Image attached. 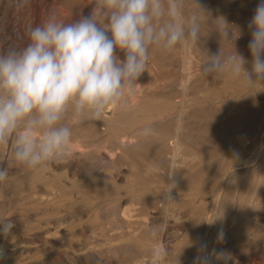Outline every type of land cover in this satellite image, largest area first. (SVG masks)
<instances>
[{
	"label": "rangeland",
	"instance_id": "rangeland-1",
	"mask_svg": "<svg viewBox=\"0 0 264 264\" xmlns=\"http://www.w3.org/2000/svg\"><path fill=\"white\" fill-rule=\"evenodd\" d=\"M43 1L51 9L56 6L62 7V11H64L63 16L67 15L66 17H64V20L70 22L81 16V11L79 9L81 8V5H83V1L85 0H55V2L53 0ZM58 1L59 3L61 2L62 5H59ZM86 1H91L93 3V0ZM29 2L26 5H21V0H17V2L15 1L14 3H12L11 7L9 8L12 16H0V40L22 44L23 41L19 38L22 35L24 28L29 24L33 26H35L36 24H40L49 15L52 14L50 12L47 13V11H43L42 8L40 10L37 9L33 5L32 1L29 0ZM16 3H20V7L17 8ZM200 3L211 11L213 17L223 14L222 16L226 17L228 22L230 21L229 23L234 22L236 18L241 19V28H239V26L238 28L241 30L242 35L238 40H236L235 47L240 54H242L246 59L250 60L251 55L248 50V43L251 37L248 30V23L254 14V10L259 3V0H200ZM236 13H240L242 14V16H235ZM68 16L69 19L67 18ZM58 18L61 19L60 17ZM207 27L208 26L206 25V31ZM210 37L205 40L206 42L204 41L205 46L203 49H207L210 53L215 54L219 51L220 44L217 41L218 39L215 33L211 34ZM223 47L225 51L233 50L232 46L226 43L223 45ZM180 49L182 50L181 47L175 50L174 52L176 53L167 54L166 52H163L165 54H160L162 52H160L159 50L154 51L156 52V55H153L152 58H154L156 61L153 59L154 61L151 62L152 58L150 57L151 60L149 59L148 64L151 65V70L149 71V73H144L141 78H139L140 81H138L141 82V84H144L146 87L152 88L153 90L154 88H156L155 90L159 92H163L161 91V89L163 87V84L166 83L164 84L165 87H163L166 92H170L171 95L172 93H175V95L177 93V96L173 95L169 100H165L163 98L162 103L161 100H159V102H154L155 108L159 107L158 109H165L166 107H169L170 104H173V108L170 105L171 109L168 110L173 116L176 115L180 110V101L183 100V96L178 95V93L181 94V92L178 91V83L184 75L182 73H185L181 67V63L180 65H178L179 62H181L180 53L182 55V51ZM203 49H200V52H194V54L192 55L194 57L191 58V60L194 61V64H191L192 66L190 68V72L191 76L193 75L192 83H194L195 86L192 84V86L190 85V88L188 87L187 91L189 89L190 90L186 92L187 98L186 95L184 98L188 99V101H185L186 104H189L191 101V104L193 105L191 109H189L190 113L187 111V113L185 114V120L187 119L186 124L189 125H187V129L182 138L184 146L181 149L182 151L180 150V156H185L186 158H184L183 162L181 163L179 161H182V158L179 157V160L177 159V163H181L178 165L180 167L183 165V168H191H187L186 170L183 169V175L187 177H195L197 175L199 176L200 180L203 181L202 185L205 186L204 184L206 181L209 184H213L214 180L215 183V177L219 174L217 170L221 167L223 154V132L226 126V119H224V116L232 114V116L234 117H239L238 114L241 113V109H244L245 112H248L250 103H248L247 101L243 102L241 104L244 105L245 103V106L238 105V108H235L236 105L235 107L233 105V107L231 106V109L234 108L233 111H231L230 109V103H228L227 106L225 104L222 105L225 106V108H222V106L215 107L214 104H212L216 101L214 99V97H216L215 95L218 94L217 98L221 97L223 94L225 95L223 90H225V88L229 90L231 86H235L231 89H236V86L237 88H240L242 86V82L233 80L231 77H229V75H224L223 77H215V80L210 76H208V78H206L207 76H205L204 78V75H202L200 69V65L205 59V53ZM170 54L174 56L172 57V55ZM158 55L161 56L159 57ZM165 55L166 57L168 55V57L170 59L172 58V60L170 61L168 57L167 60ZM155 57H158L159 60ZM199 61L200 63H197ZM148 74L153 76L154 79L151 76H148ZM144 75L147 77H145ZM219 79H221L222 83L219 82ZM159 80L163 81H161L162 84ZM175 80L178 85H176ZM206 80H208L209 83L207 85H203L205 84ZM154 81H157L156 84L154 83ZM195 82L197 83L195 84ZM157 83H159V85ZM210 83L215 84L211 85L214 86L213 88H215V86H219L217 89L215 88V91H218L220 89L221 92L218 91V93H214V91L211 90V87L209 86ZM221 84H225L224 86L227 87L223 88L224 86H222ZM136 85H138V83ZM172 86H175V88ZM221 86L222 88H220ZM157 88L159 90H157ZM207 88H209L208 92ZM209 90L211 91L209 92ZM199 92H202V95L204 97L207 94L206 98H208H205V102L207 103L204 102V99L202 100V98L204 97L200 96L201 94L199 95ZM212 93L215 94L214 97H212ZM221 93L222 95H220ZM181 97L182 100L180 99ZM211 97L215 101H212ZM196 98H201L199 99V101L202 100L201 102L204 103L201 104L205 105L201 106ZM193 100H196V103L194 102L195 104L193 103ZM170 101L171 103H169ZM166 102L168 104H166ZM197 103L200 105L197 106ZM259 111H261V109ZM138 113L136 112L137 115L133 114L127 116L129 117L128 119L132 120V122L130 121V123L127 117H125L124 119H122V121H118V123H120L119 125L116 121V118L115 122L117 123V125L114 121L113 124L111 123L112 125L115 124L116 127L112 126L114 128H112L111 125L107 127L99 125V129L105 128L106 131L111 127L112 129H109L110 131H108L112 135H110V133L107 135V131L104 135H95L93 138L86 137V139H90V141H93L94 149L92 147L91 154L87 157V161L80 167L75 175L67 172L65 169L54 171L52 168L42 169L43 171L47 170V177L41 175L42 170H39L40 172H20L15 169L10 171L9 186L7 188L0 189V217L7 218L8 215L9 219L14 222L15 226L12 229L11 234L7 238H5L3 235H0V246H10L12 244H16V241H18L20 247L26 246L30 248L29 251H18L17 253L16 251L12 252L13 261L11 264H141L143 262H145V264H149L152 249L159 245L157 235L153 237L152 232L155 230L158 234L163 225L160 212L169 214L172 213L173 215L179 214V216L185 215L192 207L191 203H189L190 198H192L191 191L194 187L202 188V186L196 185L195 182H193L191 183V185L189 184V188H193L188 189L185 192L183 191V197H179L176 195V193H174L172 195L173 200L165 202L163 197L160 196V194L162 195L163 193H165L167 189L165 187L166 183L164 184L162 182L163 180H165V178L162 177L164 176L163 174L169 173L171 161H169L170 141L169 139H163L173 130L175 124V122L173 121L175 120H170L169 123L167 122L166 124L162 125L161 128L160 125H157L156 128L153 126V123L151 122L152 120H150V118H147L146 112L142 111ZM144 113H146V119H144ZM104 115H110V112L106 111ZM141 116H143V120ZM131 117L136 119L140 117V121L133 120V118ZM121 122L123 124H121ZM125 122H127V125H124ZM131 123L135 124L131 125ZM89 126H91V122L77 123L74 127V131L79 133H74L73 139H85V137L83 138V136L86 135V128H88ZM147 126L154 127L152 128V134L147 138L140 137L141 135L139 136V141H143L142 143L144 144V146H146V148L143 146V144H141L138 145L139 147H137L135 150L133 149V151L131 150L132 148L128 149L124 153V156L121 157V162L117 160V162L115 161L111 163L109 162V160L101 158L99 159L98 157H96L98 149L99 151H104L107 146L115 147L116 145H118L117 142L123 134L128 133L129 131L132 132L133 129H135L138 130L137 132L139 135L141 130ZM163 126L165 128H163ZM138 127H140L141 129ZM168 127L170 128L169 130ZM166 128L167 130H165ZM82 129L84 130V132L82 131ZM163 130L166 131L164 134H162ZM81 133L83 135H81ZM112 136H114V138H112ZM117 137H119V139ZM111 139L113 141L115 139L117 140L111 142ZM105 144H107V146ZM141 147L143 148L141 149ZM154 147L156 149H154ZM157 149H159V152ZM162 149H164L165 151ZM162 151L164 152L163 154ZM1 152L3 153V151H0V161H4L2 159ZM132 152L136 153L133 154ZM141 152L145 153L141 155ZM156 153L162 154V158L159 157L160 155H156ZM153 155H156V157H154ZM163 155L167 156V158H165ZM152 157H154V159ZM158 157L159 159H155ZM163 157L165 158V160ZM159 164H161V166ZM155 165H158L159 169L156 168ZM154 169H156L160 173ZM149 170L156 171L157 173H153L158 174L159 177L157 176L156 178L155 174H152V172H150ZM190 170L191 172H189ZM29 177L31 180H29ZM152 177L157 181H153ZM32 179L35 182H33ZM42 180L44 181L42 182ZM160 185L162 186L161 188ZM153 188L159 194L156 199V193L155 191H153ZM37 189H45L47 192H50L53 197H56V199L54 198L55 201L48 207L47 211H50L51 213L55 212L56 214H63L62 216H73L78 212H81L84 221L83 225L80 226V228L79 226L70 225L61 228L59 230V240L55 239L56 236L53 232L55 228L50 229V232H53L51 234V237L52 235L54 236V238L52 237V240L45 237L47 236V234H45V230H41V233H39V235H27L28 238H26V236L24 238L21 235L18 236L17 234L25 235L23 233L24 230L25 233L29 231L31 232L32 226H30L29 223H16V217L19 216L22 212H26L21 208V206L23 205L17 204V207L14 206V204L17 203L16 198L24 192L25 195H28L27 191L31 193L33 192V190L35 191ZM12 193L15 194L12 195ZM69 194L73 196L72 198L74 199V201H71V199L69 198L70 196H68ZM61 195H63L62 199ZM57 196H59V198ZM65 196L67 197V200ZM57 200L60 201V203ZM260 202L261 203L259 204V209L261 211V215L264 217V191L261 194ZM59 204L61 205L59 206ZM130 204L132 207L130 206ZM53 206H55V208ZM123 207L132 208L133 218L131 217L132 220L128 224L123 223L119 216V212H117V210L121 211V208L123 209ZM79 208H81V210H79ZM34 209H36L39 214L43 211L42 208H39L38 210L37 208ZM143 217L145 220V224L143 223ZM174 222V218L170 217L169 224L173 225ZM244 222L245 218L242 215L239 219L236 220V222L232 224L233 226L231 227H233V230H237L238 228L242 227L244 228L241 232H239L238 230V234L232 233L231 236L227 233V231H225L224 228L218 226L219 230L217 231V234L223 229V241L227 242L226 245L221 246V243H223V241L218 242L217 235L213 238V241H216L220 248H223L224 250L232 253L233 257L235 258V264H249V262L253 259H256L259 264H264V227L260 226V223H255L252 218L249 219L247 223ZM133 232L137 233L134 234ZM171 235H173V229H170L169 231V236L171 237ZM177 247L178 245L175 243L171 245L164 264H178V257H180L181 254L179 255V250L177 249ZM260 250L263 254L259 253ZM62 251H65L66 254L62 260H59L57 253ZM55 256L57 258H55Z\"/></svg>",
	"mask_w": 264,
	"mask_h": 264
},
{
	"label": "clouds",
	"instance_id": "clouds-1",
	"mask_svg": "<svg viewBox=\"0 0 264 264\" xmlns=\"http://www.w3.org/2000/svg\"><path fill=\"white\" fill-rule=\"evenodd\" d=\"M28 2L21 0V5ZM92 4L89 15L70 22L52 13L40 24L27 25L19 38L22 44L0 40V151L7 153L0 161V189L9 186L13 169L39 171L68 163L75 125L103 121L110 107L126 110L154 51L189 49L215 33L220 48L215 54L204 49L202 75L227 74L247 89L264 85V0H259L248 23L250 60L235 47L241 30L222 15L213 17L200 0H93ZM225 43L233 50L225 51ZM152 131L145 127L139 135L147 138ZM236 159L239 154L233 150L232 160ZM174 175L168 177L165 200H173ZM14 226L9 217H0V235L7 238ZM156 235L154 230L152 236ZM223 239L221 230L217 241ZM4 256L0 247V260ZM167 256V249L158 245L149 264H164ZM213 258L219 264H235L231 252H209L206 243L199 245L193 264H212Z\"/></svg>",
	"mask_w": 264,
	"mask_h": 264
},
{
	"label": "bare ground",
	"instance_id": "bare-ground-1",
	"mask_svg": "<svg viewBox=\"0 0 264 264\" xmlns=\"http://www.w3.org/2000/svg\"><path fill=\"white\" fill-rule=\"evenodd\" d=\"M15 1L17 2V0H0V14H1L0 16H2V17L12 16L11 12L9 11V8L11 7L12 3H14ZM30 1L33 2V5L37 9L40 10L42 8L43 11H47V13H49V12L55 13V14H57L58 17H60L63 20H64V17L67 16V15L63 16L64 11H62V7L56 6V7L51 9L50 7H48V5L43 0H30ZM53 1L55 2V0H53ZM29 4H30V2H29ZM58 4L60 5L61 2L59 3V1H58ZM93 6H94V4L92 5L91 1H86V0L83 1V5H81V8L79 9L81 11L80 15H83V16L89 15L91 13ZM16 7L17 8L20 7V3H16ZM213 13H215V12H213ZM47 15H49V14H47ZM235 16H242V14L236 13ZM67 18L69 19V16ZM240 20L241 19L236 18V20H234V22H232L231 24H233L237 27L239 26V28H241L240 27L241 26ZM204 46L205 45H204L203 40H202L200 42V44L197 46H194V47L189 48V49H185L184 47H181L182 50L180 49L182 51V55L180 53L181 62H179L178 65H180V63H181V65H182L181 67L185 73H182V74H184L183 76L181 74L182 78H181L180 82L178 83L179 84L178 91L181 92V94L178 93V95L183 96V100L181 97L180 99L182 101H180V110L179 111L177 110L178 113L176 115L173 116V115H171V112L168 111L171 109V107L173 108V106H172L173 104L172 105L170 104L171 107L169 105L170 108L165 106L166 107L165 109H158L159 107L155 108V105H154L155 101L159 102V100H161V103H162L163 98L165 100H169V99H171V96H173V95L177 96V93H176V95H175V93H172V95H171L170 92H166L163 89V87H165L164 84H166V83L163 84V87H162L163 90L161 89V91H163V92H159V91L155 90L156 88H154V90H153L152 88L146 87L144 84H141V82H137L138 85H136L137 83L135 84L134 94L131 95L130 97H128V99H127L126 110L118 111L117 109L110 107L107 110V112H110V115H104L103 121H92L91 126L86 128V131H87V132L85 131L86 135L83 136V138L85 137V139L74 138L72 140L70 148L72 150L73 156L69 160L68 163H66V164H52L51 166L46 168V169L52 168L54 171L65 169L67 172H70L71 174L75 175L76 172L80 169V167L87 161V157L91 154L92 147L94 146L93 141H90V139L89 140L86 139V137L93 138L95 135H99V134L104 135V134H106V132L109 129L114 128L112 126H115V124L117 125L118 121H122V119H124L125 117L133 115V114L137 115L136 112L137 113L142 112V111L146 112L147 114L144 113V115H143L144 119H146V117H145V114H146L147 118H150V120H152L151 122L153 123V126L156 128H157V125H160V128H161L162 125L166 124L167 122L169 123L170 120H175V121H173V122H175V124H174V128L172 127L173 130L171 131V133H169V135H166L164 139L161 137L163 140L169 139V141H170V143H169V155H170L169 161H171L169 173L163 174L165 177L163 175H162L163 177L161 176L162 178H165V180H163L162 182L164 184L166 183L165 187L168 189V187H169L168 177L171 176L173 173H175L174 178L176 180V188H174L172 190V195L174 193H176V195L179 197H183V195H182L183 191L185 192L188 189L193 188V187L189 188V184L191 185V183H193V182H195L196 185L202 186V188L194 187L193 190L191 191L192 192V198H190L189 203H191L192 207L189 210V212L186 213L185 215L179 216V214L173 215L172 213L169 214V213H161L160 212L163 225L157 234L159 245H163L167 249V252H169L171 245L173 243L177 244L178 245L177 249L179 250V255L181 254V256L178 257V264H193V260L197 254V249L201 243L207 244V249L209 252H211L212 249H215L216 251L222 250L223 248H220V246H218L216 241H213V238L217 235V231L219 230L218 226H221V228H224L225 231H227V233L230 236L232 233L238 234L239 232L242 231V229L244 227L238 228L237 230H233V227H231V226H233L232 224L234 222H236V220L239 219L240 216H242V215L245 218L244 223H247L249 221V219L252 218L253 221H255V223H257V224L260 223L261 224L260 226L264 227V217L261 215V211L259 209V204L261 203L260 202L261 201V194L264 191V85H257L253 89H247L246 87H244V85L242 83V86L240 88H237V86H236V89H231V88L235 87V86H233V87L231 86V88L229 89L230 91H229L227 88H225V87H227V86H224L225 84L224 85L221 84L222 86H224L223 88H225V90L226 89L227 90L226 91L223 90L225 95L224 94L222 95V93H221L220 95H222V96L217 98V95H218L217 93H218V91H220V89L218 91H215V88L217 89L219 86L218 87L215 86V88H213L214 86H211V85H215V84L210 83L209 86L211 87V90H213L214 93L217 92L216 93L217 95L212 93L213 94L212 97H214V95L216 96V97H214V99L216 101L211 97L212 101H215L214 103H212V104H214L215 107H220L224 104L227 106V104L230 103L229 104L230 109H231V106L233 107V105H234V107L236 105L235 108H238V105L239 106L243 105L241 103L247 101L248 103H250L249 104V110H248V112L247 111L245 112L244 109H241V113L238 114L239 117H234V116H232V114H228V115L224 116V119H226V126H225L224 132H223V152H222L223 154H222L221 167L217 170V172H219V174L215 177V183H214V180H213V184H209L206 181L204 184L205 186H203L202 185L203 181L200 180L199 176L196 175L195 177H187V176L183 175L184 174L183 169H185V170L187 168L191 169L190 167L183 168L182 167L183 165L181 167L178 166L179 164H181L183 162V159L186 158L185 156L184 157L180 156L181 151H182L181 149L184 146V142H183L182 138H183V135L187 129V125H189V124H186L187 119L185 120V114L187 113V111L189 112V109H191V107L193 105V104H191L192 103L191 101L189 104H186L185 101L186 100L188 101V99L184 98L186 95V92H188L190 90L189 89L187 91L188 87L190 88V85L191 86H192V84L194 85V83H192V79H193L192 76L193 75L191 76V72H190V68L192 66L191 64H194V61H192L191 58L194 57V56H192L194 54V52H200L201 51L200 49H203ZM155 53L156 52H153L150 55V57L152 58L153 55H156ZM171 53H176V52L173 51ZM160 54H165V53L162 52ZM170 55H172V54H170ZM121 56H122V54H121ZM158 56L160 57L161 55H158ZM162 56H164V55H162ZM173 56L174 55H172V57ZM165 57H166V55H165ZM167 57H168V55H167ZM155 58H157L159 60L158 57H155ZM168 58H167V60H168ZM153 59L154 58H152V60L150 59L151 62L155 60V59L154 60ZM171 60H172V58L170 59V61ZM197 63H200V61ZM156 64H154V65H156ZM246 67H250V66L246 65ZM150 70H151V65L148 64L147 70L145 73H147V72L149 73ZM225 75H227V74H225ZM148 76H151V75L148 74ZM145 77H147V76H145ZM151 77L154 79L153 76H151ZM203 77L205 78V76H203ZM206 78H208V76ZM213 79L215 80V77H213ZM164 80H165V78H164ZM138 81H140V80H138ZM157 81H154V83L156 84ZM161 81H160V83H161ZM175 82H176V80H175ZM219 82H221V79H219ZM232 82H233V80H232ZM154 83H152V84H154ZM196 83L197 82H195V84ZM208 83H209L208 80H206L205 84H203V85H207ZM157 84L159 85V83H157ZM173 84H174V81H173ZM178 84L176 82V85H178ZM222 86L220 88H222ZM166 87H169V86H166ZM172 87L175 88V86H172ZM209 88H207V92H208ZM157 90H159V89L157 88ZM211 90H209V92ZM169 91H171V90H169ZM199 95L203 96L202 92L201 93L199 92ZM206 96H207V94L205 95V97L203 96L204 98H202V100L204 99V102L208 98V97L206 98ZM186 98H187V95H186ZM199 99H201V98H199ZM199 99L196 98V100H198V101H199ZM196 100L195 101L193 100V103L194 102L196 103ZM202 100L199 101L200 104L204 103V102H201ZM211 102H210V104H211ZM169 103H171V101ZM205 103H207V102H205ZM166 104H168V103L166 102ZM200 104L197 103L196 105L198 106ZM204 105L201 104V106H204ZM243 106H245V103ZM222 108H225V106H222ZM233 109H231V111H233ZM260 109H261V111H259ZM141 114H143V113H141ZM143 116H141L142 120H143ZM116 118H117V120H116L117 123L115 122ZM128 118L129 117H127V119ZM131 118H133V117H131ZM232 118H234V119H232ZM139 119H140V117H138V119L133 118V120H136V121ZM128 120H129V123H130V121L132 122L131 119H128ZM113 121L115 122L114 125H112L114 123ZM126 123L127 122H125L124 125ZM118 124L120 125V123H118ZM121 124H123V123L121 122ZM133 124H135V123H131V125H133ZM99 125H102L104 127L111 125L112 128L110 127L106 131L105 128L99 129ZM153 126H151V128H154ZM131 127H133V126H131ZM138 128H140V127H138ZM163 128H165V127L163 126ZM169 129L170 128L168 127V130ZM84 130H85V128H84ZM84 130L82 129L83 132H84ZM134 130L135 129H133V131ZM165 130H167V128ZM109 131L107 132V135L110 133ZM125 131H126V129H125ZM133 131L132 132L129 131L128 133L123 134L120 137V139H119V137H117L119 139V141L117 142L118 145L115 144L116 145L115 147H113V146L108 147L107 144H105L107 147L105 148L104 151H99V149H98L99 152L97 150H93V151H97L96 157H98L99 159L101 158V159L109 160V162H111V163H113L115 161L117 162V160H119L121 162V157L124 156V153L128 149L132 148L131 150L133 151V149L135 150L137 147H139L138 145L143 144L142 143L143 141L142 142L139 141L140 135H138V132H137L138 130H135L134 132ZM73 132L75 134L79 133V132H75L74 129H73ZM165 132L166 131L163 130L162 134H164ZM81 135H83V134L81 133ZM110 135H112V134L110 133ZM117 135H118V133H117ZM79 136H80V134H79ZM116 136H115V138H116ZM140 137H142V136H140ZM163 137H164V135H163ZM112 138H114V136H112ZM115 140H117V139H115ZM114 141L112 140L111 142H114ZM143 146H144V144H143ZM158 146H160V145H158ZM144 147L146 148V146H144ZM161 147H162V145H161ZM142 148L143 147H141V149ZM93 149H94V147H93ZM154 149H156V148L154 147ZM157 150L159 152V149H157ZM162 150H164V149H162ZM233 150H235L239 154V159H236L235 161L232 160L233 159ZM145 152H146V149H145ZM145 152H143V153H145ZM132 153L134 154L136 152H132ZM143 153L141 152V155ZM160 153H161V151H160ZM163 153L164 152L162 151V154ZM162 154L156 153V155H158V156L160 155L159 156L160 158H162L161 157ZM156 155L155 156L153 155V156L156 157ZM136 156H138V155H136ZM163 156L165 158H167V156H165V155H163ZM154 157H152V158L154 159ZM159 157L155 158V159H159ZM179 157L182 158V161H179L181 163L178 164L177 159ZM6 158H7V153L3 151L2 159L5 160ZM165 158H164V160H165ZM189 158H190V156H189ZM105 164H106V162H105ZM115 164H117V163H115ZM159 165L161 166V164H159ZM155 166H154V168H155ZM158 167L159 166L157 165L156 168H158ZM154 170H156V169H154ZM154 170L153 171L149 170V171L152 172V174L159 172L157 170H156L157 172ZM46 171L42 170L41 175L44 177H47ZM153 172H155V173H153ZM163 172H165V171H163ZM189 172H191V170ZM148 174H149V172H148ZM65 176H67V175H65ZM157 176L159 177L158 174H155L156 178H157ZM152 179H153V181H157V180H154L155 178H153V177H152ZM29 180H31L30 177H29ZM32 181L35 182L33 179H32ZM43 181L44 180H42V182ZM37 183H39V182H37ZM154 183H157V182H154ZM32 186H33V184H32ZM161 187L162 186L160 185V188ZM155 189H157V188H155ZM167 189H166V191H167ZM153 191H155V193H156V195H155V199H156L159 194L157 193L156 190H154V188H153ZM27 192H28V195L27 194L25 195L24 194L25 192H24L23 193L24 195L21 194L16 198L17 203L14 204V206L17 207L18 206L17 204L23 205V206H21V208L24 211H26L24 213L22 212L19 216L16 217V223L17 222L29 223L30 226H32L31 227L32 231L30 232L28 230L29 232H26L27 233L26 234L24 232L25 231L24 230L23 233L25 235L17 234L18 236L21 235V236H23V238L25 236H26V238H28L27 235H34V234L39 235V233H41V230H45V234H47V236H45L43 234L45 237L52 240V237L54 238V236L52 235V237H51V234L54 232V235L56 236L55 239L59 240L60 239L59 238V236H60L59 230L61 228L68 226V225L79 226V228H80V226L83 225L84 221H83V216H82L81 212H78L76 215H73V216H62L63 214H56L55 212L51 213L50 211H47L48 207L55 201L54 198L56 199V197L55 196L53 197L50 194V192H47L45 189H43V190L37 189L35 191L33 190V192H31V193H29V191H27ZM13 194H15V193H12V195ZM18 194H19V192H18ZM162 195L160 194V196H162ZM61 196H62L61 197V199H62L63 195H61ZM68 196H70L69 198L71 199V201H74V199L72 198L73 196H71L70 194ZM78 196H79V194H78ZM57 197L59 198V196H57ZM12 198H13V196H12ZM14 198H15V196H14ZM75 198H76V196H75ZM63 200H65V199H63ZM66 200H67V197H66ZM166 201H169V200H165V202ZM58 202L60 203V201H58ZM76 202H73V203H76ZM73 203H71V204H73ZM60 205L61 204H59V206ZM130 206H131V204H130ZM53 207L55 208V206H53ZM131 207H126V208L123 207V209L121 208V211L117 210V212H119V216H120L121 220L123 221V223L128 224L132 220L131 217L133 218V216H132V208ZM34 208H37V210L39 208H42L43 211L39 214L36 211V209H34ZM79 210H81V208H79ZM157 212H159V211H157ZM219 215H222V217L220 219H218L215 223H213L211 225H209L207 223V222H211L215 217H217ZM7 217H8V215H7ZM170 217L174 218L175 222L173 225L169 224ZM143 221H144L143 223L145 224L144 217H143ZM219 221H220V223H219ZM52 228H55L56 230L54 229L55 231L53 230V232H50V229H52ZM170 229H173V235H171V237L169 236ZM238 230H239V232L237 233ZM128 232H130V231H128ZM136 233H134V234H136ZM226 244H227V242L223 241V243H221V246H224ZM0 247H3L4 252H5L4 258L2 260H0V264H11L13 261L12 252H14V251H16V253H17L18 251H29L30 250V248H28L26 246L20 247L18 241H16V244H12L10 246H0ZM41 248H42V246H41ZM230 248H231V246H230ZM259 253H262L261 250ZM65 254H66L65 251L64 252L63 251L58 252L57 255H58L59 260H62L65 257ZM55 258H57V257L55 256ZM143 263L145 264V262H143ZM143 263H141V264H143ZM135 264H137V263H135ZM212 264H219V262L215 261V259L213 258ZM249 264H259V262L256 259H253L249 262Z\"/></svg>",
	"mask_w": 264,
	"mask_h": 264
}]
</instances>
